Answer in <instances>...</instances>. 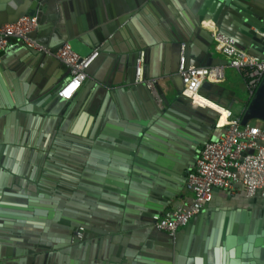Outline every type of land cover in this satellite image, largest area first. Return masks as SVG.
<instances>
[{
	"label": "crops",
	"instance_id": "0c3cea01",
	"mask_svg": "<svg viewBox=\"0 0 264 264\" xmlns=\"http://www.w3.org/2000/svg\"><path fill=\"white\" fill-rule=\"evenodd\" d=\"M113 1L72 0L69 19L101 20ZM136 13L92 47L100 53L69 99L56 93L69 75L66 65L32 55L17 38L2 50L0 191L9 182L29 195L27 219H19L25 230L0 229V263L19 264L14 259L25 256L26 264H203L226 235L264 226V213L244 202L237 185L214 188L211 201L174 238L151 225L153 214L191 201L186 172L204 142L223 131L215 109L180 96V44L213 17L240 48L261 53L251 26L264 29V0H148ZM206 51L226 60L217 42ZM136 59L146 78L174 77L167 109L159 110L148 89L134 83ZM233 79L226 84L242 108L249 91L244 79ZM80 226L86 243L75 240ZM16 248L26 252L16 255Z\"/></svg>",
	"mask_w": 264,
	"mask_h": 264
},
{
	"label": "built area",
	"instance_id": "2783aa9c",
	"mask_svg": "<svg viewBox=\"0 0 264 264\" xmlns=\"http://www.w3.org/2000/svg\"><path fill=\"white\" fill-rule=\"evenodd\" d=\"M36 26L35 16H22L2 24L0 52L8 45V38L20 39L26 46L39 51L45 50L43 44L31 36ZM213 42L221 46L226 64H202L208 52L206 50ZM197 48L204 49L205 53L198 56ZM50 53L68 67L69 75L60 84L57 96L69 99L86 79L87 68L100 50L95 48L86 55H80L68 42H64L54 53ZM263 72L264 52L258 57L241 49L233 37L219 30L215 18L203 20L189 44H180L177 74L181 77L183 92L193 103L215 109L218 113L215 124L221 126L223 131L219 136L204 142L195 162L186 172L184 184L192 193L191 201L165 214L153 215L157 229L168 235L176 234L211 201L214 188L232 189L237 185L246 197L264 199V128L258 123L241 125L240 117L232 107H220L199 93L206 79L222 84L233 78L244 79L250 93ZM134 82L144 84L159 110L167 107L165 97L172 91V76L144 78L140 59H137ZM79 229L76 236L81 239L84 228Z\"/></svg>",
	"mask_w": 264,
	"mask_h": 264
},
{
	"label": "water",
	"instance_id": "95a60500",
	"mask_svg": "<svg viewBox=\"0 0 264 264\" xmlns=\"http://www.w3.org/2000/svg\"><path fill=\"white\" fill-rule=\"evenodd\" d=\"M147 1L148 0H114L105 9V12H103V17L101 20L95 21L88 15H84L79 20H77V22H71L69 19V11L72 0H10V2H7V0H0V26L7 22H13L22 16H35L37 19V26L31 32V36L35 37L41 44H43L45 50L39 51L28 47L22 40H18V44L23 45L32 55L36 57H47L51 61L55 60L61 62L50 52L54 53L63 45L64 42H68L71 45V48L78 54H88L91 52V50H93L92 47L102 43L110 36V34L116 30L122 31L125 24L137 14L136 12L139 9L143 8ZM215 23L218 26L216 18ZM251 28H253L252 31L259 36L262 42V50L259 54H253L249 51L247 52L254 56L261 57L264 52V29L257 25H252ZM219 30L233 37L220 27ZM8 41L9 43L7 46L10 45L11 39L8 38ZM50 41H56L53 47L49 46ZM189 42L190 41L186 43L189 44ZM1 54L2 51L0 52V57ZM215 60H217V63ZM202 64H209L208 66L224 65L226 64V60L220 58L215 59L208 52L205 55ZM143 77L146 78L144 74ZM177 77L182 84L181 77L178 74ZM64 80L65 79H63V81ZM63 81H61V83ZM222 86V84L206 79L201 84L199 93L201 96L209 99L220 107H231L236 102L234 91L232 89L233 94L230 97H226L224 95V91L226 90H223ZM60 88L61 87H58L57 90H60ZM181 89H178L179 92H181L180 96H182L184 99L190 100V98ZM5 92H7L6 89ZM14 100H16L15 97L13 99L12 97H7L8 104L13 101V105L15 107L17 106V102ZM216 114H218L217 111ZM239 115L241 125L246 123L254 125L257 123V121H260L263 123L262 127L264 128V72L256 87L249 93V96L243 104ZM28 195L29 194L27 190L24 193L20 192L18 189L12 187L9 182H7L6 185L1 189L0 229H7L17 232H22L25 230L23 222L19 219H27ZM153 215L151 217V225L156 228L154 225ZM80 227L84 228L82 231V238L78 239L76 236L77 231L80 230L78 227L74 232L75 240L86 243L88 239L85 235V227ZM168 236L174 238L175 234ZM21 251L26 252V249L19 250L16 248L15 254L19 255ZM14 260H17L19 264H26L27 261L25 256L15 258ZM187 264L193 263L192 261H188ZM203 264H264V226L260 227L258 230H255V232H249L240 235L235 233L226 235L214 246L211 260H209L208 255L203 257Z\"/></svg>",
	"mask_w": 264,
	"mask_h": 264
},
{
	"label": "rangeland",
	"instance_id": "374dc122",
	"mask_svg": "<svg viewBox=\"0 0 264 264\" xmlns=\"http://www.w3.org/2000/svg\"><path fill=\"white\" fill-rule=\"evenodd\" d=\"M233 81H235V79H233ZM237 81V80H236ZM244 93V91L242 90V92L240 91H238L237 92V95L238 96H240V95H242ZM245 103V102H244ZM243 103V104H244ZM241 106V101L240 100H238V99H236V102H235V105H234V108L235 109H237L238 110V108ZM243 106V105H242ZM241 108V107H240ZM244 199V202L246 203V204H249L250 206H252V204H253V206H256V208H258V210L256 211L257 212V214L258 213H264V204L263 205H261L260 206V204H262V202L264 201V200H260V199H258V198H243ZM260 206V207H259ZM262 227V226H261ZM260 227L259 226H257L256 227V229L255 230H258Z\"/></svg>",
	"mask_w": 264,
	"mask_h": 264
},
{
	"label": "bare ground",
	"instance_id": "6f19581e",
	"mask_svg": "<svg viewBox=\"0 0 264 264\" xmlns=\"http://www.w3.org/2000/svg\"><path fill=\"white\" fill-rule=\"evenodd\" d=\"M222 89L223 90H226V91H224V95L226 96V97H230L233 93H232V89L229 87V85L228 84H226V82H223L222 83Z\"/></svg>",
	"mask_w": 264,
	"mask_h": 264
}]
</instances>
